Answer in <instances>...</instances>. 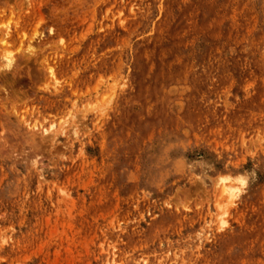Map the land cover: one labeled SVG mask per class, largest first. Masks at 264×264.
Instances as JSON below:
<instances>
[{
  "label": "rangeland",
  "instance_id": "374dc122",
  "mask_svg": "<svg viewBox=\"0 0 264 264\" xmlns=\"http://www.w3.org/2000/svg\"><path fill=\"white\" fill-rule=\"evenodd\" d=\"M24 3L0 264H264V0Z\"/></svg>",
  "mask_w": 264,
  "mask_h": 264
},
{
  "label": "bare ground",
  "instance_id": "6f19581e",
  "mask_svg": "<svg viewBox=\"0 0 264 264\" xmlns=\"http://www.w3.org/2000/svg\"><path fill=\"white\" fill-rule=\"evenodd\" d=\"M1 1V0H0ZM7 1V0H6ZM5 0H3V2H0L1 4H4L3 6H5V9H7L8 10V8H9V11H11V8H12V6H10V7H8L9 5H8V3H9V1L10 0H8V2H6ZM42 1L43 0H24V4H26L25 6H33V7H35V6H38L39 7V4L38 3H42ZM23 5V4H22ZM6 7H8V8H6ZM31 8V7H30ZM3 9H4V7H3ZM3 9H0V14H1V12L3 11ZM29 9V8H28ZM2 10V11H1ZM14 10H16V7H14ZM39 10V9H38ZM30 11V10H29ZM4 14V13H3ZM1 27H0V61H1V64H0V67H2V66H6V67H11L12 65H14V68H17V66H16V57H15V59L13 58V56H12V53H11V51L9 50V46H11V45H14L15 47H17V48H19V47H21L22 45H25L26 44V39H27V36H26V34L25 33H22V34H20V29L19 28H15V27H10L9 25H5V26H3L4 25V23H1ZM16 25V24H15ZM34 34H35V32H34ZM34 36V35H33ZM38 36H36V38H37ZM32 37H30V40H32V42H33V39H31ZM35 38V37H34ZM30 40H28V41H30ZM41 40V39H40ZM40 42V41H39ZM28 44H30V43H28ZM30 46H32V44L30 45ZM26 48L28 47V46H25ZM34 47V46H33ZM32 47V48H33ZM22 48V47H21ZM31 49V48H30ZM19 50H20V48H19ZM34 50H35V48H34ZM21 51V50H20ZM23 52V51H22ZM14 53V52H13ZM34 54H35V52H30V53H28V51L27 52H24L23 54H22V57H23V59H28V58H30V57H34ZM15 63V64H14ZM24 63V62H23ZM26 63V62H25ZM28 64V63H27ZM52 69H50V71H49V75H50V77L51 76H53L54 77V75H53V72L51 71ZM37 72V71H36ZM37 75H38V73H37ZM4 78H6V77H4ZM55 79V78H54ZM49 81H50V79H49ZM54 83H55V81H53ZM57 82V81H56ZM57 84V83H56ZM56 84H53L54 86L56 85ZM47 85H48V83H47ZM5 87V86H4ZM47 89V88H46ZM35 125V124H34ZM33 125V126H34ZM74 126V125H73ZM73 126H72V128H71V130L73 129ZM76 126V125H75ZM35 127V126H34ZM33 127V128H34ZM76 128V127H75ZM44 131L45 132H48L46 129H44ZM73 132V131H72ZM74 134H75V132H73Z\"/></svg>",
  "mask_w": 264,
  "mask_h": 264
},
{
  "label": "clouds",
  "instance_id": "9594fccd",
  "mask_svg": "<svg viewBox=\"0 0 264 264\" xmlns=\"http://www.w3.org/2000/svg\"><path fill=\"white\" fill-rule=\"evenodd\" d=\"M244 181L243 180H241V183H243ZM226 226V225H225Z\"/></svg>",
  "mask_w": 264,
  "mask_h": 264
}]
</instances>
